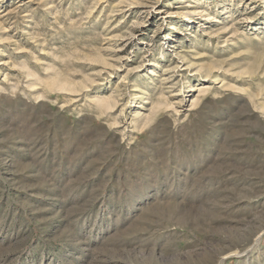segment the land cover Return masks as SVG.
<instances>
[{"label":"rangeland","instance_id":"1","mask_svg":"<svg viewBox=\"0 0 264 264\" xmlns=\"http://www.w3.org/2000/svg\"><path fill=\"white\" fill-rule=\"evenodd\" d=\"M0 264H264V0H0Z\"/></svg>","mask_w":264,"mask_h":264},{"label":"bare ground","instance_id":"2","mask_svg":"<svg viewBox=\"0 0 264 264\" xmlns=\"http://www.w3.org/2000/svg\"><path fill=\"white\" fill-rule=\"evenodd\" d=\"M206 87H207V86H206ZM206 87H205V88H206Z\"/></svg>","mask_w":264,"mask_h":264}]
</instances>
